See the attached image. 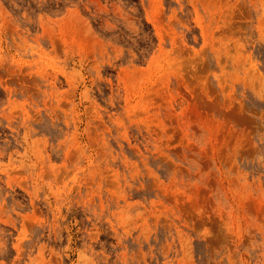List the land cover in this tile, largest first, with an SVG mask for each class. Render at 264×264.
<instances>
[{
  "label": "rangeland",
  "instance_id": "374dc122",
  "mask_svg": "<svg viewBox=\"0 0 264 264\" xmlns=\"http://www.w3.org/2000/svg\"><path fill=\"white\" fill-rule=\"evenodd\" d=\"M0 264H264V0H0Z\"/></svg>",
  "mask_w": 264,
  "mask_h": 264
}]
</instances>
